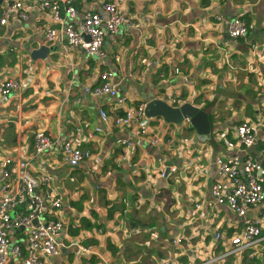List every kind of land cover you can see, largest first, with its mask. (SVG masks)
Instances as JSON below:
<instances>
[{"label": "crops", "instance_id": "0c3cea01", "mask_svg": "<svg viewBox=\"0 0 264 264\" xmlns=\"http://www.w3.org/2000/svg\"><path fill=\"white\" fill-rule=\"evenodd\" d=\"M93 8L100 9L95 3ZM121 10L132 25L121 24L116 34L105 37L103 66L79 48L57 45L45 59L33 60L30 52L39 47L41 33H33L27 22L0 25V82L23 75L20 89L0 95V157L32 156V174L53 175L54 192L62 197L56 216L65 221L62 239L81 238L96 252L77 257L64 249L49 264H198L218 253L211 225L228 234L236 230L225 223L237 221L233 214L223 206L208 207L206 201L213 160L230 153L220 135L231 138L240 121L264 117V0H128ZM236 14L251 25L245 38L228 35L225 21ZM180 64L187 71L175 73ZM105 69L115 71L127 105L160 99L179 106L171 100L184 97L206 111L210 139L199 141L192 126L167 124L161 117L150 118L146 136L114 126L113 118L124 108L115 110L111 99L83 90ZM98 126L102 133L95 130ZM39 130L57 142L41 158L32 155ZM71 136L92 151L101 172L97 181L82 166L70 168L64 162L61 142ZM153 136L158 144L151 142ZM119 153L131 167L116 161ZM162 170L167 176L156 189L150 182ZM196 202L203 206L194 212ZM81 218L92 227L71 234L70 227ZM98 228L103 232H93ZM174 237L180 239L178 246L169 242ZM263 259L262 254L260 263Z\"/></svg>", "mask_w": 264, "mask_h": 264}, {"label": "built area", "instance_id": "2783aa9c", "mask_svg": "<svg viewBox=\"0 0 264 264\" xmlns=\"http://www.w3.org/2000/svg\"><path fill=\"white\" fill-rule=\"evenodd\" d=\"M127 1L6 0L0 3V25L30 23L33 33H41L39 47L79 48L86 58L103 66L108 58L104 48L105 37L116 34L121 24L132 25L121 10ZM94 3L101 11L93 8ZM215 18L222 20L220 14ZM225 25L233 39L245 38L251 28L241 14L226 20ZM174 71L185 72L187 65L180 64ZM24 72L29 74L28 70ZM114 78V70H99L95 81L84 85L83 90L94 98L111 99L115 110L124 108L122 114L113 118L114 126L146 136L150 120L144 113L146 103L127 105V99L120 94ZM183 79L187 80V76ZM22 86L21 74L4 78L0 82V95L7 97ZM171 101L185 103L186 98H181L182 102L178 98ZM99 115L102 121L108 118L103 108L99 109ZM182 124L191 126L190 118H183L175 126ZM263 128L264 117L260 115L255 120H243L234 125L231 138L226 132L220 135L219 140L224 142L230 153L217 155L213 160L214 177L206 206L225 207L237 219L236 222L226 220V227L236 230L228 234L222 226L211 225L212 246L218 249V253L198 264H216L226 260L232 264H255V258L262 257L259 247L264 243ZM95 130L102 133L104 128L98 126ZM151 142L158 144V137L153 136ZM183 142L190 146L188 138L185 137ZM56 143L49 133L39 130L34 135L32 155L44 157ZM122 143L129 146L125 140ZM61 155L70 168L82 166L89 178L99 179L101 172L92 151L80 147L74 136L61 142ZM31 158L0 157V264H49V260L59 257L64 249H72L77 257L96 253L94 246L84 245L81 238L62 239L65 221L56 217L62 197L54 192L53 175L43 171L36 175L31 173ZM116 161L132 166L124 153H119ZM166 176V171L162 170L150 182L151 186L158 189ZM201 206L203 202L194 203L193 211L201 209ZM93 232L101 233L103 230L98 228ZM134 233H139V229ZM171 243L178 246L179 237H174Z\"/></svg>", "mask_w": 264, "mask_h": 264}, {"label": "water", "instance_id": "95a60500", "mask_svg": "<svg viewBox=\"0 0 264 264\" xmlns=\"http://www.w3.org/2000/svg\"><path fill=\"white\" fill-rule=\"evenodd\" d=\"M53 50H56L54 45L52 47L40 46L32 50L30 56L33 60L45 59ZM144 113L146 118L161 117L167 124H180L183 118L189 117L199 141L209 140L211 137V122L208 113L189 102L171 106L163 100L151 99L146 102Z\"/></svg>", "mask_w": 264, "mask_h": 264}, {"label": "trees", "instance_id": "16d2710c", "mask_svg": "<svg viewBox=\"0 0 264 264\" xmlns=\"http://www.w3.org/2000/svg\"><path fill=\"white\" fill-rule=\"evenodd\" d=\"M12 62H10L11 64ZM191 129L194 131V129L191 127ZM92 223L90 222V220L85 219V218H81L80 219V223L78 226L71 228L70 227V233L71 234H75L78 231H80L81 229H90L92 227ZM160 232L162 233V231L160 230ZM255 264H260V260L256 257L255 258Z\"/></svg>", "mask_w": 264, "mask_h": 264}, {"label": "rangeland", "instance_id": "374dc122", "mask_svg": "<svg viewBox=\"0 0 264 264\" xmlns=\"http://www.w3.org/2000/svg\"><path fill=\"white\" fill-rule=\"evenodd\" d=\"M29 25H30V24H29ZM83 56L85 57V54H83ZM191 132H192V134H193L194 131L191 129ZM173 234H174V233H173ZM172 240H173V238H172V239H169V242L171 243ZM259 249H260V253H262L263 256H264V243L259 247ZM227 264H232V261L228 260V261H227ZM260 264H264V259L261 260V263H260Z\"/></svg>", "mask_w": 264, "mask_h": 264}]
</instances>
